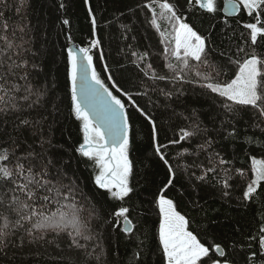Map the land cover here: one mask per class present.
Returning <instances> with one entry per match:
<instances>
[{
    "label": "snow or ice",
    "instance_id": "1",
    "mask_svg": "<svg viewBox=\"0 0 264 264\" xmlns=\"http://www.w3.org/2000/svg\"><path fill=\"white\" fill-rule=\"evenodd\" d=\"M36 2L0 0V264H264V0H133L115 68L109 0L81 45Z\"/></svg>",
    "mask_w": 264,
    "mask_h": 264
},
{
    "label": "trees",
    "instance_id": "2",
    "mask_svg": "<svg viewBox=\"0 0 264 264\" xmlns=\"http://www.w3.org/2000/svg\"><path fill=\"white\" fill-rule=\"evenodd\" d=\"M60 2V0H37L36 2V16L42 17L45 23V26H49V23L52 27V35L53 39H55V33L60 31L59 21L56 19L57 16H60L61 13L56 11V5ZM69 8L68 12L64 15L67 16L71 20V34L73 36V42L77 45H81L84 43L90 35V23L86 16V10L83 5L82 0H68ZM126 5H130L134 7L133 0H109V3L103 7L98 8L97 16H98V34L103 38L102 50L105 54L106 62L113 68L116 66L113 64L114 59H122V57L117 56V48L123 47L124 41L120 38L119 31H116L107 26L105 23V17L107 19H111L114 15H118L119 10H124L127 12ZM109 33L112 34V38L109 39ZM140 42L143 44H147L149 41L144 39L143 30L140 31ZM66 43L63 35L60 36L59 41H57V51L59 50V45ZM99 52H97V69L101 70L103 66V62L99 60ZM134 121L136 123V128L138 131V139L144 138L145 143L142 145V150L144 148H148L146 143V129L142 127L141 120L138 116H134ZM68 132L72 135H75V127L71 124L68 127ZM67 134V133H66ZM150 151V149H149ZM153 172L159 171L155 165L152 164ZM86 176L87 172L84 173ZM158 179H163V176L160 175ZM205 198L212 202V195L210 193H205ZM147 207V205H145ZM213 207H220L219 203L213 204ZM233 216L237 217L244 223L247 219L244 213L241 212L239 214L232 212L231 209L225 207L221 213L216 217L218 222L221 224H225V217ZM155 216H152L148 219L147 223L144 225L145 231H150L154 226ZM123 250V245H122Z\"/></svg>",
    "mask_w": 264,
    "mask_h": 264
}]
</instances>
